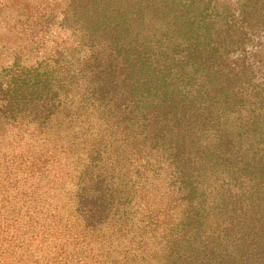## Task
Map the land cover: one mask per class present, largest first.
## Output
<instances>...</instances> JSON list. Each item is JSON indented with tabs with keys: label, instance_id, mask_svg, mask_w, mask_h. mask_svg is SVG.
I'll list each match as a JSON object with an SVG mask.
<instances>
[{
	"label": "trees",
	"instance_id": "1",
	"mask_svg": "<svg viewBox=\"0 0 264 264\" xmlns=\"http://www.w3.org/2000/svg\"><path fill=\"white\" fill-rule=\"evenodd\" d=\"M58 1L70 29L65 64L0 80L5 108L78 79L85 109L170 183L174 218L154 238L156 264H264V115L238 110L258 105L241 55L264 0ZM99 187H85L90 217L103 209Z\"/></svg>",
	"mask_w": 264,
	"mask_h": 264
},
{
	"label": "rangeland",
	"instance_id": "2",
	"mask_svg": "<svg viewBox=\"0 0 264 264\" xmlns=\"http://www.w3.org/2000/svg\"><path fill=\"white\" fill-rule=\"evenodd\" d=\"M61 11L58 0H0L1 81L38 68L42 75L52 60L65 64L58 54L70 29ZM242 50L258 105L252 98L238 110L264 115V20ZM78 83L67 77L62 88L15 108L0 99V264H156L154 238L163 241L174 218L170 183L139 147L85 109L92 102ZM95 182L105 201L90 217L82 199Z\"/></svg>",
	"mask_w": 264,
	"mask_h": 264
}]
</instances>
